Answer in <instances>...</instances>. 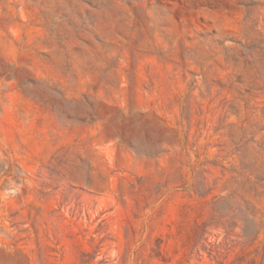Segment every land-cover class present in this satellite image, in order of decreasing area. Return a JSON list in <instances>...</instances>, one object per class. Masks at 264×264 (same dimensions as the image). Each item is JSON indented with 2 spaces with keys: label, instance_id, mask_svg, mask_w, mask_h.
I'll list each match as a JSON object with an SVG mask.
<instances>
[{
  "label": "rangeland",
  "instance_id": "1",
  "mask_svg": "<svg viewBox=\"0 0 264 264\" xmlns=\"http://www.w3.org/2000/svg\"><path fill=\"white\" fill-rule=\"evenodd\" d=\"M0 264H264V0H0Z\"/></svg>",
  "mask_w": 264,
  "mask_h": 264
}]
</instances>
